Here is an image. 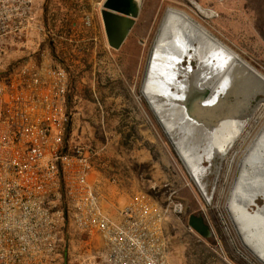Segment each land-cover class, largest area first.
<instances>
[{
	"label": "rangeland",
	"instance_id": "374dc122",
	"mask_svg": "<svg viewBox=\"0 0 264 264\" xmlns=\"http://www.w3.org/2000/svg\"><path fill=\"white\" fill-rule=\"evenodd\" d=\"M102 1L50 0L47 22L45 1L37 3L33 29L22 38L23 45L0 48V71L42 51L52 58L51 41L75 80L70 135L91 151L93 176L108 208L115 213L136 193L147 194L170 210L173 203H180L182 212L170 213L164 221L170 264H260L243 248L226 211L236 162L241 160L236 152L245 141L239 146L229 143L223 160L214 158L212 172L207 170L204 177L211 198L207 204L142 96L141 86L156 30L168 7L192 14L264 76V0H139L138 17L118 50L106 42L99 13ZM190 2L214 11L216 17L199 18ZM181 65L194 69L196 61L185 58ZM256 98L253 105L261 97ZM202 165L208 168L209 163L204 160ZM255 202L264 204L261 198ZM190 215L204 217L211 229L209 237L188 226ZM65 246L68 258L75 257L78 247L72 229ZM81 257L74 264H80Z\"/></svg>",
	"mask_w": 264,
	"mask_h": 264
},
{
	"label": "built area",
	"instance_id": "2783aa9c",
	"mask_svg": "<svg viewBox=\"0 0 264 264\" xmlns=\"http://www.w3.org/2000/svg\"><path fill=\"white\" fill-rule=\"evenodd\" d=\"M36 0H0V48L21 47L32 29ZM89 18L85 24H89ZM67 72L42 51L0 80V264H170L168 214L133 195L108 217L90 181L91 151L70 135ZM78 250L68 258L65 238Z\"/></svg>",
	"mask_w": 264,
	"mask_h": 264
},
{
	"label": "bare ground",
	"instance_id": "6f19581e",
	"mask_svg": "<svg viewBox=\"0 0 264 264\" xmlns=\"http://www.w3.org/2000/svg\"><path fill=\"white\" fill-rule=\"evenodd\" d=\"M192 5L199 18L216 17L214 11L194 2ZM191 15L171 7L164 12L153 40L141 94L162 122L187 174L207 204L211 198L206 191L201 160H207L206 169L212 172L214 158H225L223 149L227 144L245 141L239 152L241 160L236 162L226 211L243 248L264 264V206L251 208L257 198L264 200V102L256 106L254 101L248 102L254 94L264 95V76ZM193 55L199 62L196 69L188 71L179 65L180 59H192ZM171 87L178 92L177 96L171 93ZM202 87L208 89L205 104L209 109L205 111L195 108L193 96V91ZM221 94L237 99L226 104ZM184 102L191 106L186 107ZM257 119L260 122L256 124Z\"/></svg>",
	"mask_w": 264,
	"mask_h": 264
},
{
	"label": "water",
	"instance_id": "95a60500",
	"mask_svg": "<svg viewBox=\"0 0 264 264\" xmlns=\"http://www.w3.org/2000/svg\"><path fill=\"white\" fill-rule=\"evenodd\" d=\"M190 4L192 5V2H190ZM140 5L141 4L139 0H103L102 1L101 7L99 9V13H100V18H101L106 42L109 48L113 50H118L123 45L124 41L126 40L129 32L133 28L135 21L138 17ZM167 9H169V7L166 8V10ZM192 58H195L196 60V66L194 68L196 69L197 64L199 63L198 58L195 55H193ZM181 62H182V59L179 60L180 66H182ZM185 68H187L188 71L194 70V69H191L189 66ZM171 89H172V91L170 90L171 93H173L174 96H177L178 92L175 90V88L171 87ZM193 94L195 98V102H194L195 108L201 109L202 111L208 110L209 108L205 104L206 103L205 100L208 95V89L206 87H202L200 90H196L195 92L193 91ZM257 96H260L261 98L259 101H257L254 104L255 106L259 102H264V95L262 94L252 95L249 98L248 102L255 101ZM220 97L226 104H232L237 99L236 96L231 95V94L230 95L221 94ZM184 105L186 107L191 106L190 102H184ZM159 121L160 120L158 119V122ZM159 124L162 126V128H164L161 121L159 122ZM218 159L221 160V158H218ZM262 201L264 203V200ZM253 206L257 208V207L264 206V204L261 206L254 204ZM188 226L203 238L209 237L211 234V229L208 223L205 221L203 216L190 215L188 217Z\"/></svg>",
	"mask_w": 264,
	"mask_h": 264
},
{
	"label": "trees",
	"instance_id": "16d2710c",
	"mask_svg": "<svg viewBox=\"0 0 264 264\" xmlns=\"http://www.w3.org/2000/svg\"><path fill=\"white\" fill-rule=\"evenodd\" d=\"M50 4V0H45V3L43 5V9H44V18H45V22H47V17H46V12L48 9V6ZM45 27H47V24L45 23ZM50 46V51L52 54V60L54 62V64L58 67H61L62 69H64L67 72L68 75V89H67V94H66V109L67 112L70 116V125H71V121H72V109L74 106V97H75V91H76V87H75V80L74 77L71 76L68 73L67 68L63 65L62 60L59 59V57L56 55L55 53V49H54V45L53 43L50 41L49 43ZM23 61H19L17 63H15L12 67L6 69V70H2L0 71V80L6 79L8 78V76L12 73V71L19 66ZM70 125H69V131H70Z\"/></svg>",
	"mask_w": 264,
	"mask_h": 264
},
{
	"label": "crops",
	"instance_id": "0c3cea01",
	"mask_svg": "<svg viewBox=\"0 0 264 264\" xmlns=\"http://www.w3.org/2000/svg\"><path fill=\"white\" fill-rule=\"evenodd\" d=\"M43 1L45 0H36V4L37 3H43ZM93 173H94V168H93V171L91 173V176H90V181L91 183L93 184L94 188L99 192L100 194V205H101V208L103 210V212L110 218H113V219H118V213H119V210L121 209V207L123 206V204H120L118 208L115 209V213L112 212L109 208H108V202L105 201V198L103 196V193H101V190H100V187L97 185V182H96V177L93 176ZM112 207V206H110Z\"/></svg>",
	"mask_w": 264,
	"mask_h": 264
},
{
	"label": "flooded vegetation",
	"instance_id": "af4514ba",
	"mask_svg": "<svg viewBox=\"0 0 264 264\" xmlns=\"http://www.w3.org/2000/svg\"><path fill=\"white\" fill-rule=\"evenodd\" d=\"M193 59H194V58H193ZM194 60H195V59H194ZM195 61H196V60H195ZM230 143H232V142H230ZM227 146H228V144H227V145L224 147V149H223L225 154H226V148H227ZM239 152H240V151H239ZM239 152L237 151L236 154H239ZM204 160H206V159L203 158V159L201 160L200 165H201L202 168H204V169H203V175H204V177H205L206 172H207V169H206V167H204V166L202 165V163H203ZM205 183H206V182H205ZM260 198H261V197H260ZM261 199H262V198H261ZM256 200H257V199H256ZM262 200H263V199H262Z\"/></svg>",
	"mask_w": 264,
	"mask_h": 264
}]
</instances>
